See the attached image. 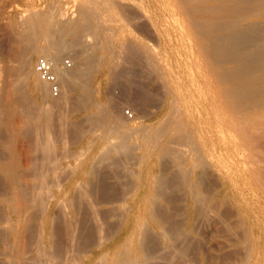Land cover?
Returning a JSON list of instances; mask_svg holds the SVG:
<instances>
[{
	"label": "bare ground",
	"instance_id": "bare-ground-1",
	"mask_svg": "<svg viewBox=\"0 0 264 264\" xmlns=\"http://www.w3.org/2000/svg\"><path fill=\"white\" fill-rule=\"evenodd\" d=\"M13 4L15 3H12V6ZM16 5L18 6V4ZM51 6L54 7V5ZM20 8L24 9L22 6ZM26 10L27 11L20 15L19 22L16 21L10 23L9 29L13 35V40H10L14 43V46L11 47L12 49H8V52H1L2 61H0V84L2 85V87H0V196L13 195L15 199L21 197L23 200L22 201L19 198L18 200H21V202L18 201L17 203V200L15 201L16 204H19V202L22 203L20 205L22 208L19 212L16 210V214L18 215V218L16 219H11L9 216L6 217L5 208L0 207V224H3L0 226V264H12L10 260L14 259V253L12 254V250L16 238L24 240L28 231L29 234L32 233L30 227L35 224V222L32 224V221L36 216H30V213L28 215L27 211L29 209L31 211V207L32 209L38 207L39 209H37V211L42 213L39 222L37 223L40 231H37L38 228L36 229V233H41L38 236L40 242L37 241L40 243L41 248L34 251H36V254L38 251V254L42 257H47H44L47 259L45 260L46 262L43 260L44 262L39 263L37 259H35V262L37 260L38 264H51L49 261L52 257L50 258L49 254L47 255L48 250L46 251L47 253L44 252V250L55 241V238H58V228L61 230L59 227L61 225L58 224L59 226L57 228V223L55 224V222H58L61 218H58L57 221L55 220L56 217L61 215L58 214L57 216V213L61 209L58 207L62 201L60 195L63 198H69V204L72 208H76L75 189L78 190L77 187L80 182L87 179L89 180L91 177L101 176V173L105 168L104 164L108 161H110V164H108L109 167L106 168L111 170L109 171V173L111 172V175L108 173V175L105 174L106 176H104H116L115 178L120 180H115V185L117 187L125 180L122 178V173H124L125 170L128 171V167L130 168V163L128 162H133V164L131 163V166L135 164L134 166L139 169V172L131 173V177L128 178V171L125 189L127 191L135 188V194L131 205L128 207V211L127 206L129 204L124 206V202L122 205V200H119L121 201V208L122 206L126 208L123 207L124 209L121 211L125 210L124 212H127L126 215L122 212L124 218L121 216L122 214L120 215V220H122V218L123 220L118 222V229L115 230L116 227L115 229L113 228L118 232L120 241L118 242V247L113 249V255L111 257H108V253L99 254L101 261H108L109 264H152L153 261L156 263L158 260L156 258H159L157 255L162 254L161 252H167V250L168 252L169 250L174 251L177 248L176 245L178 238H183V236L186 239L189 238L183 235L184 228H191L193 226L191 228L193 229L195 224L199 225L197 222L202 220L200 219L201 217L206 218L207 215L210 216L211 214L212 216H215L214 211H216L215 208H218V204L216 207L211 205V196L215 193V195L220 196L221 202L230 203L234 207L231 206L233 210H235L234 214H231L233 219H229V216L231 217V215L228 214V211L231 213L233 210H230V206L227 208V205H224L225 208L222 207L224 208L222 210H225L226 208L229 209L228 211H224L227 214L221 213V216L218 215L219 218L216 219L208 218L210 223L212 220L216 221L217 219H220L222 223L220 226H225L224 228H226H223L222 231H216L215 238L224 239L223 242H225L228 252L215 260L220 261L218 264H264V0H71L68 4L60 6L55 11H51L50 7L47 12H41L34 7H30ZM70 11L71 13L76 12V18H70V16H68ZM14 16L16 17V15ZM2 24L5 23H1V27ZM144 32L150 33L152 36L151 38L160 37V47L155 49L152 45L157 43L150 46V44H148L149 42L147 43L134 35L135 33L142 34ZM42 38L46 44L45 46L38 45V40ZM8 45L11 46V43ZM78 48L81 49V54L79 55V52L77 53L79 55V64L75 68L73 65L71 68L65 67L62 62L64 54L72 52ZM38 55H43V57L53 66L60 87V94L57 97L52 96L50 85L40 78L36 69V64L34 66V60ZM74 59L76 58L74 57ZM138 63L145 65L147 67L146 69L153 73L156 78L159 80L161 79L162 85L167 91V97L163 104L164 107H157L150 112H145L142 107L143 105H138L139 109H136V112L141 116L138 117L144 119V121H150L152 120V117L155 116V123L145 124L143 127L140 126L137 131L135 130L136 132H132V129L126 122V118L128 119V117H121L117 103H110L104 108L100 100L93 94L92 86L89 84L90 82H86V80L91 79L93 73L97 72L98 67H100L105 79L110 80L114 86L113 82H116L117 80L115 77H117L116 75L121 71L122 67L125 69L126 65L133 66V64ZM70 70L73 72L69 73ZM150 72L147 74H150ZM119 75L118 77H121ZM152 77L153 75H151V78ZM140 82L141 81L138 83ZM111 83L110 85L108 84L107 89L114 88L111 87ZM137 84L135 86L139 85ZM25 85H27L35 95L38 97L42 95L45 99L46 97L49 98L50 95L55 99L60 98L62 91H64L65 97L67 92L73 93L76 90L78 95L74 99L77 98V104L75 102V105L71 108L68 116L61 115L63 114L61 112L62 105L61 103H58L60 100H54V104L51 103L53 99L51 102H47V104H45V110H43L45 106L41 109L39 105L34 106L33 103L31 105L29 100L27 101H29L30 104L27 105L25 104L27 101L24 102L26 97L22 92L23 86ZM115 85L117 84L115 83ZM123 85L124 84L122 83L121 86L123 87ZM145 85L148 86L149 84L147 85V82L146 84L144 83V85H141V89L143 86V89L146 91ZM138 91H140V89ZM164 93H162L163 95L161 94L162 98L165 95ZM152 95L154 94H151V96ZM23 96L25 98H23ZM121 96L124 98V95ZM156 98L157 96H155V99ZM117 99L119 100V98ZM143 99L145 98L140 99V102H142ZM65 100L66 98H64V101ZM138 100L136 102H138ZM162 100L158 101V103H160H157V106L162 103ZM145 101L148 103L147 99H145ZM148 101H150V99ZM65 104L67 103L65 102ZM78 106H80L81 111H87L89 115L91 113L93 117L96 116L101 119V121L99 120V124H102V128L100 127L102 130V136L98 148L93 150L84 149L83 153L81 152L82 154L73 153L74 151L72 153L67 152L68 154L71 153L70 157L73 162L70 164V167L69 165H66L67 168L71 169L69 176L67 175L68 173L66 170L62 171L67 173H64L63 178H61V180H63L65 178L64 176L67 175V178L63 180V182L65 181L64 185H60V182H62L61 180H59L60 184L50 180L49 182L47 178L48 174L47 176L45 174L47 173L48 168H45V172L43 168L46 164L43 163V165L38 164L39 166H35V162L31 166L35 167L34 172L31 170L33 174L30 170V173L28 174H31V180L23 181V183L19 181L17 182L19 172L14 171L12 166L15 164H9L3 160L4 158H2L4 154L2 155L1 147L5 145V142L9 144L8 140L6 141L7 138L4 134L5 130L3 131V129L6 127L13 134L12 136L19 140L21 127L18 128L19 125L17 126L16 121L19 119L18 122H20V117L22 116L27 118V124L22 121L24 126L25 124L27 126L26 132L23 133H25L31 140H37V143L34 140V144L36 143L39 147L42 146L43 150V152H39L38 150V153H41L42 157L44 156L45 160H48L51 157L54 158V153H57V155L59 154L56 152L57 150L53 152L55 144H52L55 140L53 139L52 141L51 139L53 137H50V133L54 130V124H60L61 127H58L59 129L57 130L59 131L57 133L64 131L62 137H67L66 134H68L67 132L69 131V134L71 135H68L71 138H68V136L67 139H73L72 136L74 137V135L77 134L75 129V134H73L74 132L72 131L79 120L76 121L77 123H73L72 119L78 112ZM136 106L137 105L135 104V107ZM147 106L148 105H146V107ZM20 109H24V112L22 111V116L16 120V117L20 115ZM55 110H57V112L59 111V113H55ZM59 116H61V118ZM86 116L87 115L85 114L84 117L90 125L89 119L92 117L90 116V118H88ZM83 120L85 119L83 118ZM83 120L81 119V122ZM92 120L94 123L93 127H97L99 124L96 123L97 121L94 122L96 119ZM65 121L67 123L70 122L68 124H70L69 128L71 129L67 132H65L64 128ZM78 125L81 128V123L77 124L76 127H78ZM89 125H86V127L89 128ZM79 127L77 132L80 130ZM93 127L92 130H90L92 133L95 132L93 131ZM100 128H98V130ZM81 131L85 136V130L83 132L81 128ZM79 133L81 135V132H78V134ZM42 134L44 135V138ZM98 134L94 135L98 136ZM59 135L60 134H58V137ZM80 135L75 136L78 137ZM83 135L80 137H83ZM94 135H92V139H94ZM53 136H55L54 133ZM11 138L12 137L9 139L11 140ZM31 140H29V144ZM91 140H89V142ZM65 141L66 140L64 139L63 142ZM69 141L67 143H69ZM73 141L78 142L79 140H76L75 137ZM73 141H70V143ZM26 142H28V140H26ZM67 145L68 144H66V147ZM6 146L7 145H5V147ZM30 146L32 147V144ZM8 147H10V145ZM64 148L65 147L63 146V150ZM6 149L8 150V148ZM65 150L63 153H66ZM60 151L62 152V150ZM78 151L80 152V150ZM4 152H6V150ZM35 153H33V156ZM68 154H65V159H67L66 157ZM83 154L85 159L80 162L79 159L83 158L81 156ZM37 155L38 154H36V156ZM36 156L34 158L38 157ZM56 157L54 159H56ZM6 158L9 159L10 157ZM60 158H57L58 160H56L55 163H53L54 161L52 163H58L59 160L63 159V157ZM37 160L39 161L40 158ZM167 160H174V165L171 166L169 164L168 166ZM102 163H104L103 167ZM50 166L53 167L52 165ZM170 166L173 168L172 176L167 175ZM56 167L57 165L55 168ZM55 168H53V171L50 169V171H52V177L56 175L55 178L58 180L59 177H57V174L60 168ZM119 168H121L122 171H120ZM127 171L125 173H127ZM131 171H134V169H131ZM25 172L26 171H24V173ZM106 172H108V170H106ZM26 173H22V175H25V178L27 177ZM210 177H215L218 180L217 184L215 182L216 186L213 184L216 179H210ZM107 178H105V181ZM99 180L100 178L98 179V182ZM103 180L101 179L102 183L104 182ZM212 180L214 181L212 182ZM96 181L94 183H96ZM90 182L92 181H89V183ZM113 182H111V185L114 184ZM109 185H107V188ZM212 185L216 188L213 193L211 188L214 186L212 187ZM83 186L88 188L91 185H88L87 187L84 184L81 187L83 188ZM93 187L95 186L93 185ZM122 187L123 184L120 188ZM169 188L177 190L178 192H186L183 194L185 197H181V201L186 203V207H184L185 204L183 206L180 205V208L183 209L182 216L184 218L183 224H179L181 228L177 225L179 222L177 224L174 221L172 222L173 218L167 216V213H165L162 208V203L169 202L170 200L167 199L169 196L168 194L171 192ZM95 189L98 188L96 187ZM112 189L116 192L115 187H112ZM117 189H119V187ZM167 189L170 191L168 194L166 193ZM89 190L92 191L91 193H94L95 191L92 189H88V191ZM123 192L124 191H122V193ZM173 192L174 191L171 193ZM80 193L82 195L85 194L86 197V193L90 192L81 190ZM109 193L110 191L108 194ZM127 193L129 194L130 192L128 191ZM174 193L176 197L174 198L177 202L180 200L177 199L180 198V194L179 197H177L176 192ZM14 195L18 197L16 198ZM173 195L171 194L170 196L172 197ZM88 196L89 194L87 197ZM83 197L84 196H81L80 201L83 200ZM3 198L4 200H8V198ZM114 198H111V202ZM174 198L172 202H175ZM92 199L95 200V198ZM10 200L11 199L7 202L12 203L14 201ZM86 200L89 202L93 201L91 198H85L83 203H87L88 201L85 202ZM109 201L105 202L107 203ZM218 201L216 202L218 203ZM113 202L115 203L116 200ZM1 203L2 202H0V205ZM91 203L89 204L92 205ZM66 204L65 207L67 206ZM33 205L36 206L33 208ZM178 206H173L172 208L175 207L174 209L176 210L177 208L179 209ZM8 207L9 210H11L10 208L15 210V206L10 207L8 205ZM61 207H64V204H62ZM64 209L65 208L61 209L64 211L61 213H65V210L69 211V209ZM107 209L108 208H106V210ZM114 210L117 209H113V211ZM222 210L221 212H223ZM16 211H12V213L14 212L15 214ZM84 211L85 209L83 212ZM91 211L90 213H94V211ZM109 211L107 213H110ZM113 211L112 213H114ZM26 212L27 214H25ZM76 212L78 213L77 208ZM83 212L78 215L80 216ZM100 212H102V210H98V212L95 211L92 219L95 218L99 221L100 217L106 218V216H103L104 212H102L103 215ZM117 212L118 210L115 213ZM112 213H110L111 217L113 215ZM179 213L176 212V214ZM86 214L82 216L85 220L87 218L84 217L88 215ZM25 215H28V217ZM68 215L69 213L67 214V217ZM63 216L62 219H64ZM37 217L39 218V214H37ZM67 217L65 218L69 220V217ZM112 218H114V215ZM80 219L82 220V218ZM95 219H93L92 223L96 222L97 224H95L99 226L100 222L98 223ZM104 220L101 222L102 225ZM117 220L115 221L117 222ZM60 221H63L62 225L66 227L73 222L69 221L71 223L66 225V220ZM115 221L113 220V222ZM204 221L205 220L203 219V222H201L204 223ZM220 221L213 223V225H211L212 228L220 224ZM63 223L66 224L64 225ZM80 223H82V221H80ZM78 224L79 223H77V225ZM83 226H85V224H83ZM87 226L90 227L89 224ZM202 226L203 225L200 227L199 225L198 233L203 229ZM211 226L209 225L208 227ZM220 226L219 228L222 229ZM7 227L11 228L10 233L8 232ZM101 227L93 229H99L101 231ZM12 228H14L13 232ZM56 228L57 231H55ZM76 228L77 227H75V229ZM212 228L210 230H212ZM64 229H62L63 234L66 233ZM67 229L65 230L67 231ZM70 229H72V227L68 230ZM83 230L81 228L80 231L83 232ZM89 230L87 231L86 229L85 231L89 232ZM107 230L110 231V229ZM33 231L35 232V230ZM70 232L72 235V231ZM36 233L33 234L35 237ZM96 233L98 235L99 231ZM104 233H106V229ZM69 234L70 233H67L68 237H70ZM84 235L83 237L81 236L78 238H85ZM88 235H90L89 238L93 236H91V234ZM109 235L112 234L109 233L106 236ZM60 237L59 239L62 238ZM109 237L105 238L108 239ZM13 238H15V240ZM31 238L28 239L30 240ZM72 238L74 239V237ZM78 238H75V240ZM99 238H96V240H99ZM100 239H104V237ZM34 240H36V238ZM61 240L60 243L63 242H61ZM79 240L81 242V239H78V241ZM98 240L93 241L99 243L101 240L99 242ZM187 240H185V242ZM26 241L24 243H26ZM68 241L66 243H68ZM78 241V248H80L82 245H80V242ZM86 241L87 240H85V243ZM87 242L89 243V241ZM29 243L31 245L33 241H29ZM56 243L57 242H54L52 245H57L58 247L60 243ZM71 243L69 245L72 246ZM73 243L74 246L75 242L73 241ZM187 243L188 242H186V244ZM19 244L21 245V241ZM184 244L185 243L182 245ZM188 244L186 245V248L189 246ZM24 245H29L28 241L27 245L23 244L22 247ZM34 245L37 246L36 243ZM36 246L34 247L36 248ZM60 247L57 250L58 252L61 250ZM84 247L86 248V245H84ZM17 248L18 250L15 249V253L16 251H19L21 247ZM68 248L71 249L72 247L69 246ZM183 249L181 248V250ZM50 250L51 249H49V251ZM53 250L54 249L52 248V251ZM27 251L29 250L27 249L26 252ZM61 251L64 254L63 249ZM90 251L91 250H86L85 252ZM26 252L24 255L16 253V256L14 254L15 259L21 255L23 259H20L21 257L18 258L24 260L26 257L25 254L28 253ZM65 253H69V250ZM181 253H183V251ZM170 254L173 255V253ZM170 254L168 253V255ZM78 255L75 256L78 257ZM162 255L168 256L167 254ZM58 256L55 257L54 254L53 257H55V260L57 258L60 259ZM175 257L176 256H174V258ZM36 258H38V256H36ZM62 258L65 259V256H62ZM78 258L80 259V255ZM85 258L87 259V263L84 261L83 264H94L95 261H92L90 256H86ZM28 259L29 258L27 257V260L22 262L25 264V261L28 262ZM63 261L61 260L60 262L65 264ZM66 261L67 259L65 262ZM73 261L70 262L73 263ZM29 263L31 264L30 260L28 264ZM76 263L80 264V262L77 261Z\"/></svg>",
	"mask_w": 264,
	"mask_h": 264
},
{
	"label": "rangeland",
	"instance_id": "rangeland-1",
	"mask_svg": "<svg viewBox=\"0 0 264 264\" xmlns=\"http://www.w3.org/2000/svg\"><path fill=\"white\" fill-rule=\"evenodd\" d=\"M38 0H16V1H14V0H0V61H2V53H4V51H9L10 49H12L11 47L12 46H14V43L10 40V39H12L13 40V35H12V33L10 32V23H13V22H16V21H20L19 20V18H20V15L21 14H23L25 11H27L26 9H29L30 7H34V8H36L37 10H39V11H41V12H47V11H49V7L51 8V11L53 10V11H55V10H57L60 6H63V5H66V4H68L71 0H42V1H38ZM61 1H62V3H61ZM65 1V2H64ZM51 2H52V4H51ZM58 2H60V3H58ZM12 3H15V4H13V6H12ZM16 4H18V6L16 5ZM31 4V5H30ZM51 5H54V7H52ZM6 6V7H5ZM11 6V7H10ZM23 7L24 9H22V8H20V7ZM58 7V8H57ZM53 8V9H52ZM8 10V11H7ZM20 10V11H19ZM22 10V11H21ZM6 13H8V14H6ZM17 13V14H16ZM6 14V15H5ZM16 15V17L14 16V15ZM19 14V15H18ZM72 15V16H71ZM3 16V17H2ZM7 16V17H6ZM68 16H70V18H76V12H74V13H71V11L69 12V15ZM68 16H67V18H68ZM14 17V18H13ZM4 18V19H3ZM7 18H9V19H7ZM15 18H17V19H15ZM8 20V21H7ZM1 23H5V24H2V27H1ZM7 25H8V27H7ZM7 28H6V27ZM5 27V28H4ZM7 35H8V37H7ZM136 37H138L139 39H141V40H143V41H145V42H149L148 44H150V46L152 45V44H155V43H157L158 44V47H157V44H155V45H152V47H154L155 49H157V48H159L160 47V44H161V38L159 37V38H151L152 36L150 35V33H142V34H138V33H135L134 34ZM140 35V36H139ZM6 36V37H5ZM12 37V38H11ZM6 39V40H5ZM42 40V41H41ZM154 40V41H153ZM152 41H153V43H152ZM3 44H2V43ZM5 43V44H4ZM11 43V46L10 45H8V44H10ZM12 43H13V45H12ZM2 44V45H1ZM38 45H40V46H45L46 44H45V42H44V40H43V38L42 39H39L38 40ZM6 48H7V50H6ZM9 49V50H8ZM77 50V51H76ZM76 50H73L72 52H69V53H66V54H64V56L62 57V62H63V64L65 63V61L67 60V59H69L70 61H71V63H72V65H73V67L75 68L78 64H79V55L81 54V49L80 48H78V49H76ZM2 52V53H1ZM79 52V53H78ZM76 53V54H75ZM79 55H78V54ZM41 57H43V55H38L37 57H36V59L34 60V66H35V64H36V62H37V60L39 59V58H41ZM74 57L76 58V59H74ZM74 61H75V63H74ZM78 62V63H77ZM77 63V64H76ZM135 65V66H134ZM65 66V65H64ZM126 67H128V68H126ZM126 67H125V69L123 68H121V71H119L118 72V74L116 75L117 77H115V79L117 78V80H116V82H113V84H114V86L112 85V83H111V81L110 80H107V79H105V77L103 76V73L101 72V70H100V67H98V71L97 72H95V73H93V75H92V77H91V79H88V80H86V82H90L89 84H91V88L93 89V94L95 95V97H97L99 100H100V102L103 104V107L104 108H106L107 106H108V104H110V103H117V105H118V107H119V112H120V115H121V117H123L124 118V116H126V117H128V119L126 118V122H127V124H128V126L132 129L131 131L132 132H134L135 130L137 131L138 130V128H140V126L141 127H143V126H145V124H154L155 123V116L154 117H152V120H150V121H144V119H142V118H140L141 116L138 114V112H136L137 110L136 109H139V106L138 105H140V106H142L143 107V109L145 110V112H150V111H153V110H155L157 107H160V108H162V107H164V101L166 100V97H167V91H166V89L163 87V85H162V81H161V79L159 80L158 78H156V76L153 74V73H151L148 69H146L147 67L145 66V65H143L142 63H138V64H133V66H131V65H126ZM74 70V69H73ZM122 70H123V72H122ZM150 72V74L151 75H153V79L151 78V75L150 74H147V73H149ZM69 72V71H68ZM71 72H73L72 70H70V72L69 73H71ZM67 73V72H66ZM120 74V75H119ZM147 74V75H146ZM118 75L119 76H121V77H118ZM150 75V76H149ZM125 76V77H124ZM145 76V77H144ZM123 77V78H122ZM152 80H150V79ZM115 79H114V81H115ZM148 79V80H147ZM147 80V81H146ZM109 81H110V83H111V87H114V88H111V89H107V87H108V84L110 85V83H109ZM117 81H119V82H117ZM123 81V82H122ZM129 81V82H128ZM139 81H141L140 83H138ZM144 81V82H143ZM151 81V82H150ZM146 82H147V85L148 86H146L145 85V88H146V91L143 89L144 87L142 86V89H141V85H144V83L146 84ZM157 82H158V84H160V85H158L157 84ZM160 82V83H159ZM115 83L117 84V85H115ZM119 83V84H118ZM122 83L124 84L123 85V87L121 86L122 85ZM130 83H134V84H129ZM138 85V86H135L136 84ZM143 83V84H142ZM154 83H155V85H154ZM94 84V85H93ZM157 85V86H156ZM117 86V87H116ZM160 86V87H159ZM0 87H2V85L0 84ZM110 87V86H109ZM159 87V88H158ZM140 89V91H138L139 89ZM162 88H164V89H162ZM108 91H107V90ZM138 89V90H137ZM162 89V90H161ZM150 90V91H149ZM125 91V92H124ZM149 93H148V92ZM152 91V92H151ZM161 91H162V93H164V92H166V93H164L165 95H164V97L162 98L161 96L163 95L162 93H161ZM22 92H23V95L26 97H24L23 96V98H25L24 99V102L25 101H27V100H29L30 102H31V105H32V103L34 104V106H40L41 107V109L43 108V106H45L44 108H43V110H45L46 109V105L45 104H47V102H51V100H52V102L51 103H53L54 104V102L57 100V101H59L60 100V102H58V103H61V112L63 113V114H61V115H64V116H68V114L70 113V111H71V108H73L74 106L73 105H75V102H76V104H77V98L76 99H74L75 97H77V95H78V92L75 90L73 93H70V92H67V91H65V92H67L66 94H65V97H64V91H62V93H61V96H60V98H57V99H55V98H52V96L50 95V93H49V98H47L46 97V99H45V97H43L42 95L40 96V97H38L37 95H35L32 91H31V89L27 86V85H25V86H23V89H22ZM110 92V93H109ZM32 93V94H31ZM142 93V94H141ZM144 93V94H143ZM147 93V94H146ZM160 93V94H159ZM108 94H109V96H108ZM132 94V95H131ZM134 94H136V95H134ZM151 94H154V95H152L151 96ZM158 94V95H157ZM162 94V95H161ZM32 95V96H31ZM73 95H74V97H73ZM121 95H124V98H123V96H121ZM134 95V96H133ZM146 95V96H145ZM117 97V98H119V100L117 99V98H114V97ZM120 96H121V98H120ZM150 96V97H149ZM155 96H157V100L158 101H160V100H162L161 102V104L160 105H158L157 106V103H158V101L155 99ZM160 96V97H159ZM107 97V98H106ZM131 97V98H130ZM137 97H138V99H137ZM139 97H141V98H139ZM27 98H29V99H27ZM64 98H66V100L64 101ZM114 98V99H113ZM126 98V99H125ZM142 98H145V99H147V102L148 103H146V101H145V99H143V101L142 102H140V99H142ZM150 99V101H148L149 99ZM161 98V99H160ZM32 99V100H31ZM43 99V100H42ZM55 100V101H54ZM133 100V101H132ZM138 100V102H136ZM29 101H27V102H29ZM44 103H42V102ZM63 101V102H62ZM135 101V102H134ZM145 101V102H144ZM154 101H156V102H154ZM27 102H25V104H30V102L29 103H27ZM65 102L67 103V104H65ZM151 102H153V103H151ZM57 103V102H56ZM137 105L136 107H135V104ZM142 103V104H141ZM160 103V102H159ZM158 103V104H159ZM107 104V105H106ZM148 105L147 107H146V105ZM31 105H29V106H31ZM67 105V106H66ZM134 105V106H133ZM155 105V106H154ZM33 107V106H32ZM130 111V113L132 114V117H130V116H127L126 114H125V111ZM22 111L24 112V109H20V115H18V117H16V120H17V118H19L20 116H22ZM55 113H59V111L57 112V110H55L54 111ZM60 112V113H61ZM65 113V114H64ZM87 115L86 117H88V118H90V116L92 115L91 113H90V115L87 113V111H81V108H80V106H78V112L76 113V115H74V117H73V119H72V122L73 123H77L76 121H78L79 120V122L81 123V128H82V130H83V132H84V130H85V136L83 135V133H82V131H81V128L79 127V125H78V127H79V129L80 130H78V132H81V135H80V133L78 134V132H77V129H78V127H76L77 126V124H80L79 122L76 124V126H75V128H73V131L72 132H74V129H75V132L77 133V134H75V132L73 133V134H75V135H80V136H82L83 135V137H80V136H75L74 135V137L72 136V138L73 139H75V137H76V140L78 139L79 141L78 142H76V141H73V139H67V137L69 136V135H71V134H69L70 133V131H69V129H71V128H69L70 126V124H68V123H70V122H66L67 123V125H66V123L64 124V128H65V132H67V131H69V132H67L68 134H66V136L67 137H64V139L66 140L65 142H63L64 141V139H63V137H62V135H63V132L62 131H60L61 133H57L59 130H57V129H59L58 127L60 126V124H54L53 126L55 127H53V129L54 130H57V131H54V130H52V132L55 134V136H53V133L51 132L50 134L52 135H50V137L52 138L51 140L53 141V139L55 140V141H53L52 143V145H54L55 146V149H54V147H53V152H55V150H57L56 152H58L59 154L57 155V153H54V158L56 157V156H60V155H62V156H60L61 158L63 157V159H61L60 157H56V159H54V158H50V159H48V160H45V158H44V156L42 157V154L41 153H38V150H39V152H43V150H42V146H40L39 147V145H36V143H37V140H35V139H33V140H31V139H29L27 136H26V134L25 133H23V132H26V121H27V118H25L24 116H22V117H20V122H18L19 121V119H18V121H16V123H17V126H18V128L19 127H21L20 129H21V135H19V140L16 138V137H14V136H12L13 134L10 132V130H8L6 127L3 129V131H4V134L6 135V141L8 140V142H9V144L7 143V142H5V145H7L6 147H5V145L3 146V147H1V151H2V158H4L3 160H5L6 162H8L9 164H15V165H12L13 166V168H14V171H16V172H19V175H18V180H17V182L19 181V182H22L23 183V181H30L31 179V174L30 175H28L29 173H30V171L31 170H33V172H34V170H35V167L33 166V167H31L32 165H33V163L35 164V166L37 165V166H39V165H43V163L44 164H46V165H44L43 166V168H44V172L46 171V169L45 168H48V170H47V173H45L46 174V176H47V174H48V181L50 180V181H54L55 183H59V180H61V178H63V175H64V173L65 174H67L68 176L70 175V170L71 169H69V168H67V166L66 165H69V167H70V164L73 162L72 161V159H71V157H70V154L73 152V153H79V154H82L83 153V150L84 149H97L98 148V146H99V142H101V136H102V130H101V123L99 124V120L101 121V119L100 118H97L95 115V117H93V115L91 116L92 118H90L89 119V123H90V125H91V127H90V125L87 123V121H86V118L84 117V115L85 114ZM60 115V114H59ZM138 116H140V117H138ZM60 118H61V116H59ZM85 119V120H83V118ZM24 118V119H23ZM80 118V119H79ZM130 118V119H129ZM81 119L83 120L82 122H81ZM92 119H96V120H94V122H96V123H98V124H96V125H98L97 127H93V120ZM98 119V120H97ZM88 120V119H87ZM25 122L26 124H25V126H24V123L23 122ZM92 121V122H91ZM23 123V124H22ZM87 123V124H86ZM92 123V124H91ZM57 125V126H56ZM86 125H89L88 127L89 128H91V129H89V128H87L86 127ZM61 127V126H60ZM85 127V128H84ZM92 127H93V131H95V132H91L90 130H92ZM101 127V128H100ZM95 128H96V130H95ZM98 128H100L99 130H98ZM67 129V130H66ZM89 129V130H88ZM61 130H62V128H61ZM87 131H88V133H87ZM90 131V132H89ZM98 131H100V132H98ZM135 131V132H136ZM92 133V134H91ZM99 133V134H98ZM58 134H60L59 135V137H58ZM94 134H98V136H96V135H94ZM101 134V135H100ZM4 135V136H5ZM8 135V136H7ZM9 135H10V137H12L11 138V140L9 139L10 137H9ZM43 135V134H42ZM56 135H57V137H56ZM92 135H94V139H92ZM100 135V136H99ZM61 136V137H60ZM98 138H96V137ZM18 137V136H17ZM26 137H27V139H26ZM55 137V138H54ZM23 138H24V140H23ZM43 138H44V135H43ZM62 138V139H61ZM68 138H71L70 136L68 137ZM92 139V140H91ZM11 142H10V141ZM17 140V141H16ZM26 140H28V142H26ZM29 140H31L30 141V144H29ZM36 141V143L34 144V142ZM43 140V139H42ZM58 140H60V141H58ZM63 140V141H62ZM70 140V141H73L72 143H70V141H69V143H67L68 141ZM89 140H91L90 142H89ZM92 141H94V142H92ZM58 142V143H57ZM63 142V143H62ZM92 142V143H91ZM7 143V144H6ZM74 143V144H73ZM15 146H14V145ZM32 144V147L30 146ZM65 144V145H64ZM66 144H68L67 145V147H66ZM10 145V147H8ZM13 145V146H12ZM65 147L64 148V150H65V152L66 153H63L64 152V150H63V146ZM29 146V147H28ZM34 146V147H33ZM36 146H37V148H36ZM91 148H90V147ZM15 147V148H14ZM33 148L32 150L31 149H28V148ZM6 148H8V150L6 149ZM11 148V149H10ZM67 149H68V151H67ZM82 149V150H81ZM6 150V152H4ZM11 152H10V151ZM29 150H30V152H29ZM34 150H36V151H34ZM60 150H62V152L60 151ZM78 150H80V152L78 151ZM33 151V152H32ZM10 152V153H9ZM36 152V153H35ZM69 152H71L70 154H68ZM82 152V153H81ZM9 155H8V154ZM13 153V154H12ZM33 153H35V155L33 156ZM61 153V154H60ZM63 153V154H62ZM30 154V155H29ZM36 154H38L37 156H36ZM41 154V155H40ZM65 154H68L67 155V159H65ZM44 155V154H43ZM56 155V156H55ZM64 155V156H63ZM11 156H13V157H11ZM37 157V158H34V157ZM53 156V155H52ZM69 156V157H68ZM82 157L84 156V154L83 155H81ZM6 157H10L9 159L8 158H6ZM32 157V158H31ZM6 158V159H5ZM13 158V159H12ZM14 158H16V159H14ZM40 158V160L38 161L37 159H39ZM57 158H60L61 160H59V162L57 163L56 162V164H53V163H55V161L56 160H58ZM79 158H81V157H79ZM8 159V160H7ZM33 159V160H32ZM83 159H85L84 157L83 158H81V159H79V161L81 162ZM12 162H11V161ZM33 161V162H32ZM48 161V162H47ZM54 161V162H53ZM173 161V162H172ZM53 162V163H52ZM64 162V163H63ZM107 162V161H106ZM105 163V162H104ZM104 163H102V167H103V164ZM128 163H130V168L128 167L127 169H128V171H129V174H128V171L127 170H123L124 171V173H122L125 177L127 176V174H128V178L129 177H131L130 175H132L131 173H136V172H139V169L136 167V166H131V163L133 164V162H128ZM128 163H127V166H128ZM19 164V165H18ZM39 164V165H38ZM108 164H110V161H108L106 164H104V170H103V172L101 173V176H102V178H101V176L99 177V176H95V177H91V178H89V180L87 179V180H84V181H82V182H80V184H79V186L77 187V189L78 190H76L75 189V192H74V194L76 195V198H75V196H74V198L76 199V203H77V210H78V213L76 212V208H72V206L69 204V198H63V197H61V195H60V198H62L61 200L63 201V202H65V203H63L62 201H61V203L58 205V207L59 208H61V209H63V208H65V209H69V211L68 210H65V213H69V215H68V217H69V220L68 219H66L65 217H67V214H65V213H61L63 210H61L60 209V211L57 213V210H56V213H57V216H58V214H61L62 216L63 215H65V216H63V218L64 219H62V216L61 215H59L58 217H56V221L58 220V218H60V220H66V225H68V224H70L72 221V223L70 224V225H68L67 227H68V229L69 228H71L72 227V229H70V230H68L67 229V227L66 226H63L62 225V222L63 221H60V220H58V222H55V224H56V227L58 228V224H60L61 226H59L60 227V229L62 230V229H67V231L64 229V231L66 232H64L65 234H63L62 232H63V230L61 231V230H59V228H58V231L59 232H61V233H59L58 231H57V228L55 229V231H57V235H58V238H55V241H53L52 243H54V242H57L56 244H59L60 243V240L61 239H63V240H61V242L63 241L64 242V244H63V242L62 243H60V245L57 247V245L56 246H53L52 245V243L49 245V247L48 248H46L45 250H44V252H46L47 250H48V253H47V255L49 254V257L51 258V260L49 261V262H51V264H60L61 262V260L65 263V264H78V263H76V261L77 262H80V264H83L84 263V261H86V263H87V259L85 258L86 256H90L91 257V259H92V261H95L94 262V264H109L108 263V261H101V259H100V257H99V254L100 253H108V257H111L112 255H113V249H115L116 247H118V242L120 241V236H119V234H118V232H116L115 230H117L118 229V227L117 226H119L118 224V222H121L122 220H123V218H124V214L123 213H125V215L127 214V212H124L125 210H123V211H121L122 209H124L125 207L124 206H127V204H129L128 206H127V211H128V207L131 205V202H132V199H133V196H134V194H135V188H133L132 190H127L126 191V189H125V183H126V181H127V177L125 178L123 175H122V178H124L125 180V182L124 181H122V184H123V189L122 188H120V186L122 185V184H120V185H118V187H119V189H117L118 187L115 185V180L117 179V178H115L114 177V175H112V176H107V177H105L106 175L105 174H107L108 175V173H109V171H111V170H109V168L107 169L106 167H109V165ZM167 164H168V166H169V164L172 166V165H174V160H167ZM18 165V166H17ZM50 165H52L53 167H51ZM57 165V167L55 168V166ZM170 166V168H169V170L167 171V175L168 176H172V172H173V168ZM18 167V168H17ZM100 167H101V165H100ZM136 167V168H135ZM19 168H21V169H19ZM31 168V169H30ZM34 168V169H33ZM53 168H55V169H59L60 168V170H59V172H58V174H57V177H59L58 178V180H57V178H55L56 177V175L54 176V177H52L53 175H52V171H53ZM26 171V172H28V173H26V175H27V177L25 178V175H22V173L23 174H25L24 173V171ZM50 169L52 170V171H50ZM67 169H68V171H67ZM100 169V168H99ZM103 169V168H102ZM101 169V170H102ZM120 169V171H122V169L121 168H119ZM131 169L133 170L134 169V171H131ZM30 170V171H29ZM66 170V172H62V171H65ZM106 170H108V172H106ZM127 171V173H125ZM32 172V171H31ZM33 172H32V174H33ZM62 172V173H61ZM126 174V175H125ZM67 175H65L64 177L65 178H67L66 176ZM105 175V176H104ZM109 175H111V172L109 173ZM134 175V174H133ZM21 176H22V178H21ZM28 176H30V177H28ZM98 177V178H97ZM111 177H113V178H111ZM24 178V179H23ZM53 178H55V179H53ZM65 178L63 179V180H65ZM100 178V180H99V182H98V179ZM105 178H107L106 179V181H105ZM211 178H213V179H216L215 177H210V179ZM20 179V180H19ZM23 179V180H22ZM52 179V180H51ZM96 179H97V181H96ZM101 179L104 181L103 183L101 182ZM56 180V181H55ZM63 180H61L62 182H60L59 184L60 185H64V182H63ZM118 181H120L119 179H117ZM49 181V182H50ZM58 181V182H57ZM89 181H92V182H90L89 183ZM96 181V183H98V184H96V183H94ZM114 181V182H113ZM118 181H116V182H118ZM129 181V180H128ZM214 180H212V182H213ZM54 182H52V183H54ZM106 182H107V184H106ZM109 182V183H108ZM111 182H113L114 184V186L113 185H111L112 183ZM124 182V183H123ZM215 182H216V184L218 183V180L216 179L214 182H213V184L216 186V184H215ZM219 182H220V180H219ZM54 183V184H55ZM101 183V184H100ZM104 183H105V185H104ZM135 183H136V181H135ZM86 185L87 187H88V185H91V186H89V187H91V188H85V186H83V188L81 187L82 185ZM110 184V185H109ZM137 184V183H136ZM93 185L95 186V187H93ZM107 185H109L108 186V188H107ZM214 185H212V187L214 186ZM99 186V187H98ZM215 186L213 187V188H211V190H212V193H213V191L215 192V190H216V188H215ZM98 188V189H95V188ZM112 187H115V190H116V192L114 191V189H112ZM82 188V189H81ZM100 188V189H99ZM109 188H110V190H109ZM80 189V190H79ZM88 189H92L93 191H94V193H91L92 191H88ZM101 189H102V191L104 190V191H106V192H102L101 191ZM106 189V190H105ZM112 189V190H111ZM125 189V190H124ZM81 190H83V191H86V192H90V193H86L87 195L89 194V196H90V194H91V196L89 197H87V195H86V197H85V194H81L80 193V191ZM107 190H108V192L110 191V193L108 194V192H107ZM117 190H118V192H117ZM172 192V191H174V192H176V194H177V197H179V194H180V198H177V199H180V200H178L177 202H176V197H175V193L173 192V193H171L170 191ZM169 190L167 189V194L170 192L173 196V198H174V200H175V202L173 203L172 202V200H173V198L170 196L171 194L169 193L168 195V198L167 199H170L169 200V202H163L162 203V205L164 206H162V208H163V210H164V212L165 213H167V216H170L171 218H173L172 219V222L174 221V222H176V224L177 225H179V224H183V222H184V218H183V216H182V212H183V209H181L180 207V205H184V207H186V203L185 202H183V201H181V197L182 196H184L183 194H185L186 192H178L177 190H173V189H171V188H169ZM101 191V192H100ZM113 191V192H112ZM122 191H124L123 193H122ZM130 192L129 194L127 193V192ZM209 191H210V189H209ZM127 194H126V193ZM14 193V192H13ZM105 193V194H104ZM118 195H117V194ZM93 194V195H92ZM97 194V195H96ZM124 194H126V195H129V196H126V195H124ZM166 194V195H167ZM105 195H107V196H105ZM123 197H122V196ZM15 196V195H14ZM81 196H84L86 199H90L91 198V200H93V201H88V200H86L85 202H87V203H83V201L85 200V198L83 197V200L82 201H80V198H81ZM117 196V197H116ZM125 196V197H124ZM3 197H5V198H8V200L9 199H11L10 201H12V200H14L11 204L10 203H8L7 201L8 200H4V198ZM0 196V202H2L1 203V205H0V207H3V208H5V216L6 217H10L11 219H16V218H18V215L16 214L17 213V211L16 210H18V212H19V210L22 208V207H20V205L22 204V203H20L21 202V197H16L17 199H15L14 197H13V195L12 196H10V195H5V196ZM115 197V198H114ZM170 197V198H169ZM185 197V196H184ZM1 198H3V199H1ZM21 199V200H18V199ZM79 198V199H78ZM92 198H95V200L94 199H92ZM98 198V199H97ZM107 200H106V199ZM111 198H114L113 199V201H115L116 200V202L114 203L113 201L111 202ZM117 198V199H116ZM119 198V199H118ZM172 198V199H171ZM211 198H212V202H211V205H213L214 207H216L217 206V204H218V208H215V210L217 211H214V215L215 216H212V214L210 215V216H206V218L205 217H201L200 219H202L201 221L203 222V219L205 220L204 221V223H202L201 221H199V222H197L199 225H200V227H201V225H203L202 226V228H200V229H202V230H200V233H198L199 232V225H197V224H195V226H194V228L196 229H191V228H184V230H183V235H185V237H189V238H184V236H183V238L182 237H180V239L178 238L177 239V245H176V249L174 250V251H171V250H169V252H168V250H167V252L170 254V253H173V255L174 256H176L175 258H174V256L172 255V254H170V255H168V253L167 252H165L163 249H161V250H163L164 252H161L162 254H167L168 256H166V255H162V254H159V255H157V257H159V258H156V259H158L157 261H156V263H155V261H153V263L152 264H218V262H220V261H218V260H215V259H218L220 256H223L226 252H228V248L226 247V244H225V242H223V240L224 239H222V238H215V236H216V231H222L223 230V228L225 227H223V226H220V225H222V223H221V221H220V219H217L218 221H220L219 223L220 224H218L216 227H213L212 228V226L211 225H213V223H217L218 221L216 220V221H214V220H212L213 218H219L218 217V215H220L221 216V213L222 214H224L225 212V210H229V209H227L228 208V206H230L229 208H230V210L232 209L233 210V206L230 204V203H223V202H221V200H220V196H218V195H215V193L214 194H212V196H211ZM104 199V200H103ZM110 201H109V200ZM4 200V201H3ZM17 200V203H18V201H20L19 202V204H16V201ZM99 200V201H98ZM102 200H103V202H102ZM119 200H122V202L121 201H119ZM124 200V201H123ZM219 200V201H218ZM23 201V200H22ZM98 201V202H97ZM105 201H109V202H107V203H111V204H107ZM119 201V202H118ZM216 201H218V203L216 202ZM92 202V203H91ZM97 202V203H96ZM99 202H102V203H99ZM120 202H121V204L123 203V204H125L124 206H122V208H121V204H120ZM172 202V203H171ZM215 204H214V203ZM66 203H68V204H66ZM89 203H91L92 205H90ZM106 203V204H105ZM168 203H170V204H168ZM16 204V205H15ZM62 204H64V207H61V205ZM65 204L68 206H66L65 207ZM85 204V205H84ZM88 204V205H87ZM95 204V205H94ZM99 204V205H98ZM122 204V205H123ZM178 204H179V206H178ZM8 205L11 207H14L15 206V210L13 209V208H10L11 210H9V207H8ZM17 205H19V206H17ZM169 205V206H168ZM224 205L226 206L227 205V208L225 209V210H222V209H224L225 207H224ZM34 206H36V205H33V208H34ZM79 206V207H78ZM113 206V207H112ZM114 206H115V208H114ZM117 206V207H116ZM173 206H178L179 207V209L177 208L176 210L174 209V208H172ZM233 208H232V207ZM18 207H19V209H18ZM93 207V208H92ZM110 207V208H109ZM124 207V208H123ZM171 207V208H170ZM184 207H182V208H184ZM212 207V206H211ZM222 207H224V208H222ZM58 208V209H59ZM78 208H80V209H78ZM106 208H108L109 210H111V211H109L108 209L106 210ZM117 209L118 210V214L117 213H115L117 210H114L113 211V209ZM7 209V210H6ZM37 209H39L38 207L37 208H35V209H32V207H31V211H30V209L27 211L28 212V215H29V213H30V216L31 215H34L33 217H35L36 216V218H38L37 217V214H39V218L38 219H36V218H34V220L32 221V224L35 222V224H33V229H32V227H30L31 228V230H30V228H29V230L33 233L34 231L33 230H35V232L34 233H36L38 230L40 231V228H39V226H38V222H39V219H40V215H42V213H40V211H37ZM82 209V210H81ZM85 209V213L83 212V210ZM88 210V212H87V210ZM126 209V208H125ZM35 212H34V211ZM91 210H93L94 211V213H90V211ZM98 210L100 211V210H102V212H104V215H103V213L102 212H100L103 216H106V218L105 217H100V220L99 221H97L95 218H93V219H95V221H97L98 223L100 222V225L102 226H98V225H96L97 223L96 222H93L92 223V221H93V219H92V217H93V215L95 214V211H97L98 212ZM174 210V211H173ZM180 210H182V211H180ZM221 210L223 211V212H221ZM9 211H11V212H9ZM12 211H16L15 212V214H14V212L12 213ZM83 212V214H80V216L78 215L79 213H81V212ZM93 211H91V212H93ZM110 212V213H112V211L114 212V213H112L113 215H114V218H112L113 217V215H112V217L110 216L111 214L110 213H107V212ZM119 211H121V212H119ZM234 211L235 210H233L231 213H230V211H228L229 213V215H231V214H234ZM27 212L25 213V214H27ZM32 212V213H31ZM33 212H34V214H33ZM64 212V211H63ZM123 212V213H122ZM176 212L177 213H179V214H176ZM11 213V214H10ZM90 216V218H89V216L87 215V214ZM120 213V214H119ZM87 215L86 217H84V218H87V219H89V220H85V219H83V215ZM90 214H92V215H90ZM117 214V215H116ZM122 214V215H121ZM169 214V215H168ZM171 214H172V216H174V217H172L171 216ZM217 214V215H216ZM225 214H227V213H225ZM28 215H25L26 217H28ZM76 215H78V216H76ZM101 215V216H102ZM120 215L123 217L122 218V220H120ZM180 215V216H179ZM217 216V217H216ZM222 216H224V215H222ZM234 216V215H233ZM67 217V218H68ZM75 217V218H74ZM79 217V218H78ZM95 217V216H94ZM77 218V219H76ZM80 218H82V220L80 219ZM104 218H105V220H104ZM117 218H118V220H117ZM170 218V219H171ZM183 218V219H182ZM210 218H212L211 220L213 221H211V223L209 222V219ZM233 219V217H232V215H231V217L229 216V219ZM7 219H9V218H7ZM78 219H79V221H78ZM90 219H92V220H90ZM104 220V222H103V225L101 224V222ZM169 219V220H170ZM181 219V220H180ZM67 220H68V222H67ZM107 220V221H106ZM113 220L115 221V220H117V222L115 221V222H113ZM175 220H177V221H175ZM69 221H71V222H69ZM80 221H82V223L83 224H85V226H83V224L82 223H80ZM85 221H87V222H85ZM171 221V220H170ZM111 222H113V223H111ZM206 222V223H205ZM73 223H74V225H73ZM76 223V224H75ZM77 223H79L78 225H77ZM96 223V224H95ZM210 223V224H209ZM31 224V225H32ZM36 224H37V227H36ZM64 224V223H63ZM64 224V225H65ZM82 224V225H81ZM90 225V227L89 226H87V225ZM106 224V225H105ZM108 224V225H107ZM174 224V223H173ZM211 226V227H208L209 225ZM3 224H0V226H2ZM112 225H114V226H112ZM175 225V224H174ZM63 226V227H62ZM70 226V227H69ZM79 226H81V227H79ZM93 226H95V227H93L94 229L95 228H99V227H101L100 229H102L101 231L99 230V229H96V230H94L92 227ZM98 226V227H97ZM108 226H112V227H108ZM198 226V227H197ZM219 226L220 227H222V229H220L219 228ZM74 227V228H73ZM75 227H77L76 229H75ZM105 227H107V228H105ZM115 227H116V229H115ZM198 229H197V228ZM205 227V228H204ZM207 227V228H206ZM8 228V227H7ZM35 228V229H34ZM38 228V229H37ZM81 228H82V230H83V228H84V230H83V232H84V234H86V232L89 230V232H87V234L86 235H84L83 234V232L82 231H80L81 230ZM87 229V231H85L86 229ZM89 228V229H88ZM106 229V233H104L105 232V229ZM115 230H114V229ZM179 228H181V226L179 225ZM209 228V229H208ZM212 228V230H210ZM215 228H216V230H215ZM218 228H219V230H218ZM11 228H8L7 230H8V232L10 233V230ZM14 228H12V232L14 231L13 230ZM36 229H37V231H36ZM91 229H93L94 230V232H95V235H94V232H93V230H91ZM104 229V230H103ZM107 229H110V231L109 230H107ZM224 229H226V228H224ZM113 230V231H112ZM70 231H72V235H75V236H72L71 235V232ZM73 231H74V233H73ZM78 231V232H77ZM81 233H80V232ZM99 231V233H98V235H97V233L96 232H98ZM102 231H103V234H102ZM114 231H115V233H114ZM119 231V230H118ZM214 231V232H213ZM224 231H226V230H224ZM223 231V232H224ZM78 234H77V233ZM91 232H93V233H91ZM188 232V233H187ZM196 232V233H195ZM211 232H213V233H211ZM31 233V234H32ZM33 233V234H34ZM67 233H70L69 235H70V237H68V235H67ZM79 233H80V235H79ZM112 234V235H109V236H111V237H109V236H106L107 234ZM114 233V234H113ZM31 234H29V231L27 232V236H25L24 237V240L22 239V240H20V238L18 239V238H16V241H17V244H16V241L14 242V240H15V238H13L12 239V241L14 242L13 243V250H12V254L14 253L16 256H17V254L16 253H19L21 250H23V249H25V250H23L21 253H19V254H23L24 255V253L26 252V250L28 249L29 251H27L26 253L27 254H25V258H24V260H27V257L29 258L28 259V262H29V260H30V262H31V264H38V262L39 263H42V262H44L45 260H47V259H45V258H47V257H45V256H40L39 254H38V251H37V254H36V251H34V250H39V248H41V246H40V239H38V236L41 234L40 232H38V233H36V237H35V235H31ZM38 234V235H37ZM59 234H60V236L62 237H60L59 236ZM81 234H83L84 235V237L85 238H78V237H83V235H81ZM88 234H91V236L93 237H90L89 238V236L90 235H88ZM105 234V235H104ZM29 235V236H28ZM32 236V238H31V236ZM67 235V236H66ZM79 235V236H78ZM99 235H100V238H103L104 237V239H100L99 238ZM103 235V236H102ZM191 235V236H190ZM66 236V237H65ZM74 237V239L72 238V237ZM87 236V237H86ZM98 236V237H97ZM102 236V237H101ZM27 237V238H26ZM36 238V240H34L35 238ZM59 237L61 238V239H59ZM65 237V238H64ZM68 237V238H67ZM95 237V238H94ZM107 237H109L108 239H106ZM26 238V239H25ZM28 238H31L30 240L28 239ZM75 238H78V239H81V242H80V240L78 241V239H76L75 240ZM86 238H88V239H86ZM96 238H99V240H98V242L101 240H103L104 241V243H103V241L101 242H99V243H96V242H94L93 240H95V241H97L96 240ZM19 241H18V240ZM28 239V240H27ZM69 239H71V240H69ZM90 239H92V240H90ZM106 239V240H105ZM183 239H184V241H183ZM191 239V240H190ZM28 241V244L29 245H27V241ZM59 240V241H58ZM69 240V241H68ZM85 240H87V241H89V243L91 244V243H93V244H91V246H90V244L86 241V243H85ZM185 240H187L186 242H188L187 244L189 245L187 248H186V242H185ZM20 241H21V245L19 244L20 243ZM26 241V243H24ZM29 241L30 242H32L33 241V243L35 244H37V246L36 245H34L33 243L30 245V243H29ZM34 241H36V242H34ZM37 241H39V242H37ZM68 241V243H66ZM72 243H71V242ZM73 241L75 242V245L73 246ZM77 241L78 242H80V245H82V246H80V248H78L79 247V243L77 244ZM191 241V242H190ZM39 243V244H38ZM72 244V246L71 245H69V244ZM81 243H83V244H81ZM157 243V242H156ZM183 243H185L184 245H182ZM23 244H26L27 246H23L22 247V245ZM61 244H63V245H61ZM65 244H66V247L68 246H70V247H72L71 249H69L68 247L66 248L65 247ZM77 244V245H76ZM94 244H96L97 245V247H96V245H94ZM196 244H198V245H196ZM36 246V248L34 247V246ZM52 245V246H51ZM55 245V244H54ZM84 245H86V248L84 247ZM89 245V246H88ZM100 245V246H99ZM21 247L20 249H19V251H16V253H15V249L16 250H18V248L17 247ZM61 246V247H60ZM65 248H64V247ZM33 247H34V249H33ZM55 250V252H54V250L52 251V248ZM60 247V249L62 250L63 249V252H64V254L62 253V251L61 250H59V252L57 251L58 250V248ZM63 247V248H62ZM84 247V248H83ZM88 247H89V249H88ZM201 247V248H200ZM202 247H203V249H202ZM23 248V249H22ZM30 248V249H29ZM57 248V249H56ZM81 248H83V249H81ZM91 248V249H90ZM180 248V249H179ZM181 248L183 249V250H181ZM200 248V249H199ZM33 249V250H32ZM49 249H51L50 251H49ZM78 249V250H77ZM67 250H69V253H65V252H67ZM70 250H71V253H70ZM74 252H73V251ZM81 250V251H80ZM82 250H91L90 252H85V251H82ZM181 250V251H180ZM200 250V251H199ZM32 251V252H31ZM57 251V252H56ZM183 251V253H181ZM185 251V252H184ZM31 252V253H30ZM35 252V253H34ZM51 252V253H50ZM80 252H82V253H80ZM85 252V253H84ZM55 254V257H57L58 255H60V256H58V257H60V259L59 258H57L56 260H55V257H53L54 256V254ZM62 254V256H65V259H63L62 258V256H61V254ZM80 253V254H79ZM14 254H13V260L11 259L10 261H11V263L12 264H19V261H20V264L22 263V264H24L22 261H24V260H20V259H23L22 257H21V255H19L18 257L20 258H18V257H16L17 259H19V260H17V259H15V257H14ZM56 254H58V255H56ZM71 254V255H70ZM80 255V259L78 258L79 257V255ZM22 255V256H23ZM50 255H52V256H50ZM75 255H78V257H76ZM35 256V257H34ZM36 256H38V258H36ZM85 256V257H84ZM163 256V257H162ZM171 257V259H170V257ZM45 257V258H44ZM166 257V258H165ZM11 258H12V255H11ZM43 258V259H42ZM69 258V259H68ZM174 258V259H173ZM35 259H37L38 260V262H37V260H36V262H35ZM67 259V261L65 262V260ZM70 259H75L74 261L73 260H70ZM80 260V261H78V260ZM33 261V263H32V261ZM40 260H42V261H40ZM44 260V261H43ZM73 261V263H71L70 261ZM97 260H99V261H97ZM103 260V259H102ZM173 260V261H172ZM215 260V261H214ZM12 261H14V262H12ZM16 262H18V263H16ZM26 262L27 261H25V264H26ZM28 262H27V264H28ZM46 262V261H45ZM97 262V263H96ZM100 262H102V263H100ZM171 262V263H170ZM173 262V263H172ZM30 264V263H29ZM62 264V263H61Z\"/></svg>",
	"mask_w": 264,
	"mask_h": 264
},
{
	"label": "built area",
	"instance_id": "built-area-1",
	"mask_svg": "<svg viewBox=\"0 0 264 264\" xmlns=\"http://www.w3.org/2000/svg\"><path fill=\"white\" fill-rule=\"evenodd\" d=\"M65 67L71 68L72 63L69 59H67L64 63ZM36 69L39 73L40 78L50 85V91L52 96L57 97L60 94V87L58 84V79L56 74L54 73L53 66L51 63L44 57H41L36 62ZM127 116L132 117L130 111H125Z\"/></svg>",
	"mask_w": 264,
	"mask_h": 264
}]
</instances>
